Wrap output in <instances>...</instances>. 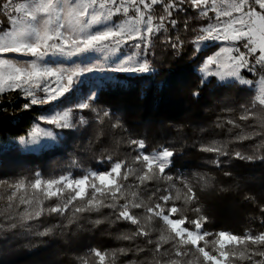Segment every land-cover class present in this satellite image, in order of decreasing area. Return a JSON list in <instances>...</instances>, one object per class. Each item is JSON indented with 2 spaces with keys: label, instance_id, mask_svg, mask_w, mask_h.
Returning <instances> with one entry per match:
<instances>
[{
  "label": "trees",
  "instance_id": "obj_1",
  "mask_svg": "<svg viewBox=\"0 0 264 264\" xmlns=\"http://www.w3.org/2000/svg\"><path fill=\"white\" fill-rule=\"evenodd\" d=\"M24 0H12L20 3ZM5 0H0V4ZM153 16L157 19L164 15L160 6H154ZM181 22L178 32L169 30L159 38L153 40L149 61L153 71L148 73L127 74L118 72L114 81H106L97 88L98 94L94 107L108 109L113 114L111 120L105 119L103 124L96 122V114L84 111L83 115L89 121L87 125L74 129H57L62 136L58 143L38 152H22L11 147L0 152V178L21 173L32 176L40 173L46 176L55 164H64L70 158L74 159L77 168L73 175L84 176L87 172L108 171L113 162L124 161L127 167L121 171L132 170L135 174L124 184L125 197H121L119 204L130 201H143L152 206L160 201L153 196L156 187L161 194L180 195L181 199L162 205L166 209L175 205L181 209L180 213L171 218L179 219L187 216L189 220L197 218L192 209L199 207L201 214L207 217L202 231L213 235L206 237L208 245L205 248L216 254L212 243L215 234L226 231L243 236L246 232L253 234L264 233V212L260 206L264 205V105H255L256 116L247 121L241 120L243 115L241 105L252 107L255 98L254 90L250 86L237 82L220 83L215 77L201 85L199 65L204 57L214 50V47L201 50L193 55L194 46L191 41L196 33L192 29H199L209 22L207 17H201L192 9L175 15ZM185 19L189 21V31L183 30ZM9 27L7 16L0 12V32ZM179 34L185 40L183 49L176 54L174 50L162 43L164 36ZM247 79L256 76L243 71ZM264 74V73H262ZM199 91V96L192 93ZM90 92L86 83L73 89L64 97L47 105H34L28 110H22V105L28 99L19 96L17 91H9L0 99V142H6L26 135L31 127L38 123V117L50 109H62L72 106L79 99ZM74 108V107H73ZM81 113L73 112L74 121ZM119 118L122 127L112 128ZM233 120V124L227 121ZM252 135L249 139H239L241 136ZM129 139L144 140L147 154L159 151L163 147L174 148L176 155L172 158L171 170H166L174 178L180 177L196 192L198 200L185 202V184L176 181H149L139 185L137 176L143 174V166L136 161L137 152L128 144ZM218 145L223 153L202 151L205 146ZM240 152L245 156H254L252 161L241 160L235 156ZM111 156L112 161L107 158ZM219 160L220 164L213 163ZM228 173V175H225ZM181 175V176H180ZM91 179V178H90ZM139 185V187H137ZM91 189L84 200L77 199L65 215L44 214L39 218L24 220L13 214L12 208H0V264H98V257L91 254V250L98 249L110 252L121 248L133 249L126 254H118L116 264H156L144 238L125 240L119 237L132 236L137 226L128 221L115 222L113 209L102 207L99 210L76 212V208L85 207L87 199L91 198ZM136 192L138 198L132 197ZM71 190H66L64 197L57 199H43L41 206L45 209L62 204L68 199ZM252 197L253 199H247ZM98 199L110 203L97 194ZM130 211L144 222L143 208ZM167 214V212H166ZM11 216L8 220L6 217ZM72 221L69 223V221ZM101 221L95 224V221ZM15 223V228L9 225ZM151 229V239L158 240L161 235H169V228L162 219L155 218L147 222ZM190 231L194 225L185 223ZM45 228H53V232L44 237L35 235ZM204 246V242H200ZM249 246L264 251V245ZM136 248L143 252L134 251ZM187 256L178 258L171 254L165 259L180 260V264H205L202 254L191 246H185ZM256 260L262 259L255 257ZM105 264H110L106 259ZM160 264H165L164 260ZM235 264H249L248 261H237Z\"/></svg>",
  "mask_w": 264,
  "mask_h": 264
},
{
  "label": "snow or ice",
  "instance_id": "obj_2",
  "mask_svg": "<svg viewBox=\"0 0 264 264\" xmlns=\"http://www.w3.org/2000/svg\"><path fill=\"white\" fill-rule=\"evenodd\" d=\"M12 0H5L0 4V12L7 16L11 28L10 30L0 33V94L6 91L19 89L28 102L22 105V110H28L34 105L48 104L57 101L70 93L77 85L79 78L83 73L92 72L95 65L85 64L83 67L77 65L71 71L59 66H50L49 58L51 57H74L88 54H113L121 50V46L132 43L134 47L140 48L139 59L134 64L131 63V57L127 62L119 63L113 67L114 72H134L148 73L153 71L152 65L148 59L153 55L151 49L153 40L158 34L171 31L178 32L181 22L175 18L181 12L187 14L188 9H192L201 17H207L214 23H207L206 26L192 29L196 33L191 43L194 46L193 55H197L203 47H206L212 41H239L245 51L239 47L228 49L222 48L214 55L206 57L201 68V85L208 82L209 77H218L221 81L231 78V82H239L244 85H252L253 80H246L241 76V70L249 73H256L259 76L261 85L258 94L255 96L252 107L241 105L243 115L240 119L247 121L256 116L253 110L255 105H264V0H29L25 4H16L14 11L21 13L19 17L13 15L11 9ZM154 6H160L164 15H160L158 22L154 23L153 9ZM130 11L133 15L129 16ZM209 12L215 13V17L209 16ZM42 14V15H39ZM128 16V19L122 23H117L113 18ZM185 32L189 31V21L185 19L182 24ZM162 43L170 47L176 54L183 49L185 40L180 35L164 36ZM234 53V54H233ZM9 54L16 56L31 57L30 60L19 61L15 57L9 58ZM225 54H229L225 59ZM127 64L128 66H125ZM217 65L215 72H210L209 67ZM67 74V83L64 77ZM50 78H55L54 80ZM55 83L56 87L52 88L51 84ZM44 93L38 96L37 91ZM199 96V91L192 93ZM97 93L90 91L87 95L81 97L74 108H68L64 111H54L47 116L39 119L45 120L47 124L61 129H74L77 126L87 125L89 121L83 115L84 111L96 114V122L103 124L105 119L111 120L112 113L108 109L96 108L94 103ZM74 111H79L81 115L78 120L73 121L71 116ZM235 125L233 120L227 121ZM122 127L119 118L112 123V128ZM54 137V133L48 129H41L39 124L35 125L30 131L31 139L25 142H36L39 136ZM252 135L260 133H250L248 136H241L239 139H249ZM21 140H24L22 137ZM128 144L138 154L135 157L143 166V174L136 177L139 185H145L149 181L163 180L172 182L174 186L176 181L185 184V202L191 203L198 200L196 192L180 177L174 178L168 175L166 170H171L172 158L176 155L174 148L163 147L159 151L147 154L144 140L129 139ZM264 147V144L258 145L257 148ZM202 151L214 152L218 155L223 153L222 148L218 145L205 146ZM235 156L241 160L252 161L254 156H245L236 152ZM264 159V156L259 157ZM112 161V157L107 158ZM213 163L219 166L220 161ZM127 167L124 161L113 162L112 167L104 172H91L82 178H72L71 174L62 175L58 179H51L45 182L42 187L40 178L35 179L31 188L43 192L44 199L64 197L66 190H71L68 199L62 204L45 209L42 206L34 213L22 214V219L32 220L41 217L44 214L65 215L77 199L84 200L88 197V189H91V198L87 199L85 207L76 208V212L99 210L102 207L113 209L115 222L128 221L136 225V231L132 236L119 237L125 240H134L144 238L150 246V251L156 264L161 260L165 264H180V260H166L171 254L182 258L188 255L185 246L191 245L196 251L203 256L205 264H235L237 261H248L249 264H264V251L250 248L249 243L253 246L264 245V233L253 234L246 232L243 236L235 235L226 231H220L215 234L216 239L212 242L218 245L215 249L216 254L206 251L208 241L205 239L213 235L207 231H202L203 225L207 220L206 216L201 214L199 207L192 209L197 213V218L189 220L187 216L179 219H173L171 216L181 212V209L175 205L165 208L173 199H181L177 194L175 197L169 194H161V189L156 187L153 196L160 202L147 206L143 201L119 204L121 197H125L124 184L135 173L132 170L122 172L121 169ZM228 175V173H225ZM40 176L39 173L36 174ZM91 177V179H90ZM99 182V184L96 183ZM5 183V181H0ZM137 185V187H139ZM16 191L25 188L21 180L14 185ZM16 191L9 196V208L13 205L11 201L16 198ZM105 199H110V203L105 204L104 199H98L97 194ZM132 197L138 198L136 192L131 193ZM247 199H253L247 197ZM20 203L30 204L31 200L20 197ZM42 204V201H38ZM130 208L141 209L145 211L144 222L134 215ZM264 212V205L260 206ZM167 212V214H166ZM155 218L162 219L169 228V235H161L158 240L151 239V229L147 227V222ZM6 219L11 220L8 216ZM72 221L70 220L69 223ZM194 225V231L183 227L185 223ZM264 222V221H262ZM101 221H95L100 224ZM17 225L12 223L9 228H15ZM0 224V230L3 229ZM53 232V228H45L43 231L36 232L39 237L48 236ZM204 246H200V242ZM133 249H117L110 252H102L98 249L91 250V254L98 257V264H105L106 259L110 264H116L118 254H126ZM134 251L143 252L144 249L136 248ZM262 259L256 260L255 257ZM86 264V262H85Z\"/></svg>",
  "mask_w": 264,
  "mask_h": 264
},
{
  "label": "rangeland",
  "instance_id": "obj_3",
  "mask_svg": "<svg viewBox=\"0 0 264 264\" xmlns=\"http://www.w3.org/2000/svg\"><path fill=\"white\" fill-rule=\"evenodd\" d=\"M28 2H29V0H24L20 3H12L11 9L13 10V15H16L17 17H19L21 15V13H16L14 11L16 4H25ZM39 15H42V14H39ZM131 15H133V13L130 11L129 16H131ZM209 16L215 17V13L209 12ZM113 19L117 23H122L128 19V16H121L119 18L114 17ZM155 22H158V19L156 17H154V23ZM214 22L215 21L213 19L211 21L209 20L208 23H214ZM10 28H11V25L9 22V27L6 30H10ZM0 33H2V32H0ZM208 47H214V50L213 49L209 50L211 52L209 54H207L204 57V59L210 55H214L215 53L219 52L222 48L232 49V48L239 47L241 51H245V49H243V47L241 46V42H239V41H236V42L224 41V40L212 41L206 47H203L201 50H203L205 48L208 49ZM140 52H141V49L134 47L133 44L130 42L126 46L122 45L121 50L116 52V53H113V54L97 53L94 55L88 54V55H79V56H74V57H51V58H49L48 62L50 63V66H52V67H57V63H59L60 67L67 68L70 71L72 69H74L77 65H79L80 67H83L85 64H88L89 66L95 65L96 68L94 69V71L83 73L81 75V77L79 78V81H78V83L74 89L78 88L81 84L86 83L90 86V91L96 93L97 88L100 85H102L104 82L114 81L116 79L114 77V75L118 72L111 71V69L113 67H116L119 63L127 62L130 57L132 58L131 63L134 64L135 61L137 59H139ZM228 55L229 54H225V59H227ZM12 57H15L19 61H25V60L31 59V57L16 56V54H9V58H12ZM148 59H149V57H148ZM204 59H203V61H204ZM203 61L199 65L198 71L203 64ZM125 66H128V65L125 64ZM216 70H217V65H211L209 67L210 72H215ZM243 71H246V70H243V69L241 70V76L246 80H251V79H247L244 76ZM246 72H248V71H246ZM124 73L135 74L134 72H124ZM199 73H200V71H199ZM251 74L255 75L256 79L255 80L252 79L254 81V83L252 85H246V86L252 87L254 90V95L256 96L258 94L259 88L261 86L259 84V76L256 73H251ZM213 77H215V76H213ZM215 78L220 83L231 82V78L226 79L224 81H221L218 77H215ZM50 79L54 80L55 78H50ZM63 82L65 84L67 83V74L65 75ZM237 83H239V82H237ZM242 85H244V84H242ZM51 87L55 88L56 84L52 83ZM9 91H17V92H19V96L26 98L24 96L23 92H21L19 89H13V90H9ZM9 91H6V92H9ZM3 94H0V99H1ZM37 95L43 96L44 93H42L38 90ZM26 99H28V98H26ZM78 102H76V103H78ZM75 104H73L72 106L66 107V108H62V109L53 108L47 112L41 113V115L38 117V120H39L38 123H35L26 135L15 138V139L8 140L6 142H0V152L5 150V149L11 148V147L18 148L22 152H30V151L38 152V151H41V150H44V149H47L49 147L56 145L58 143L59 138L62 135L59 134L58 131H55V128H57V129H61V128L55 127L53 125H49V124H47V122L45 120H40L39 118L42 116H47L54 111H64V110H67L68 108H73ZM41 105H47V104H41ZM71 119L74 121L73 114L71 116ZM37 124H39V127L41 129H45V128L50 129L54 133V137H46V136L41 135V136L37 137L36 142H34V143L25 142V141H29L31 139V137L29 136V133L34 128V126ZM22 137L24 138V140H21ZM70 159L71 160H68L64 164L53 165L51 167V169L49 170V173L46 176H43L40 173H39L40 174L39 177H37L36 175L32 176L29 173H21V174L12 175L10 177L5 176V177L0 178V181H5V183H0V208H2V209L9 208L8 205H9L10 201L8 198H9V196L12 195L13 191H16L14 185L17 182L22 180L25 184V188L21 189L19 191H16V198L13 201H11L15 211H17V212H13V214H15L17 216H21V214L34 213L35 210H38L39 207H41V204H38V201H42L44 199L42 191L34 190L31 188V184L35 182V179L40 178L42 181V187H43L46 181L51 180V179H58L60 176L68 175L69 173L71 174L72 178H74V179L83 177V176L76 177L73 175L74 169L77 168V165H76L74 159H72V158H70ZM87 173L89 174L91 172H87ZM96 183L99 184L98 181H96ZM21 196H23L24 199H26V200H31V203L30 204L20 203V197ZM215 239H216V237L214 238V240ZM215 247L218 248V245H215Z\"/></svg>",
  "mask_w": 264,
  "mask_h": 264
},
{
  "label": "built area",
  "instance_id": "obj_4",
  "mask_svg": "<svg viewBox=\"0 0 264 264\" xmlns=\"http://www.w3.org/2000/svg\"><path fill=\"white\" fill-rule=\"evenodd\" d=\"M250 248H253V247H251V246H249Z\"/></svg>",
  "mask_w": 264,
  "mask_h": 264
}]
</instances>
